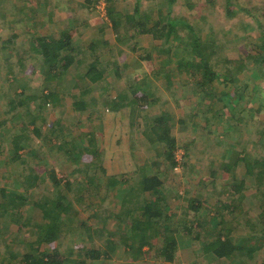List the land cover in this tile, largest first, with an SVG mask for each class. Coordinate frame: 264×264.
<instances>
[{
	"label": "rangeland",
	"instance_id": "rangeland-1",
	"mask_svg": "<svg viewBox=\"0 0 264 264\" xmlns=\"http://www.w3.org/2000/svg\"><path fill=\"white\" fill-rule=\"evenodd\" d=\"M227 3L231 4L232 12L227 10ZM107 6L106 0H0V191L29 194L32 201L44 196L54 197L59 191L68 196L73 205L69 215L76 220L73 227L78 231L75 234L67 231L54 246L62 254L71 255L74 261L79 259L82 247H91V243H84L88 235L85 232L84 236L80 220L83 224L88 220V227L98 230L101 224L94 215L106 216L107 210L118 213L122 203L121 194L117 192L132 188L130 184L137 187L140 169L146 166V173L162 179L160 196L177 216L180 217L185 208L189 211L188 204L200 195L197 199L203 201V208L198 212L201 220L210 223V219L217 216V220L231 224L226 235L237 242L245 239L251 227L243 221L244 216L222 210L224 217H220L216 212L231 196L225 187L224 172L216 170L217 174L213 175L212 170L215 169L213 164L218 168L217 163L224 160L223 154L234 147L247 148L252 158H264V132L261 133L264 130V78H255L245 71L238 82L239 97L229 95L211 100L199 88L195 89L196 82L179 68L182 41L167 43L165 39L142 35L125 25L117 33ZM116 7L123 16L140 12L139 15H147L153 22L160 18L157 16L159 8L166 19L169 16L184 18L203 36L211 35L218 52L214 59L219 63L244 59L247 52L255 53L254 45L264 36V0H117ZM178 28L185 39L188 31ZM67 31L73 34V43L84 48L81 59L85 62H92L94 53L87 48L95 42L98 44L96 52L101 55V72H107L106 65L113 67L118 63L122 70L119 68V74L111 72L106 76L103 85H109L107 89L97 85L90 87L88 80L80 76L73 78L72 74L59 84V80L54 85L45 82L41 58L30 50L32 43L39 37L58 39ZM97 40L106 45L100 46ZM162 48H171L172 53H162ZM148 56L152 59L148 60ZM185 58L193 61L191 54H185ZM235 64L230 68L235 69ZM246 64L250 65L251 60ZM82 70L85 72L87 68ZM216 71L223 72V65L219 64ZM163 73L170 74L173 84H168ZM195 79L198 81L200 77ZM246 80L251 83L250 87L257 86L248 97ZM58 86L62 100L56 106L36 108L43 102V95L54 91V87L57 91ZM216 87L219 92L227 89L229 94L233 89V86L228 89L218 84ZM132 88L145 96L149 92L146 100H140L138 109L126 105L129 99L116 110L105 105L116 99L122 89L129 95ZM30 97H34L36 104L29 103ZM76 100L88 103L85 111L74 110L72 104ZM92 101L95 103H90ZM223 105L228 106L229 113L218 117L216 113ZM143 106L146 107L140 111ZM29 111L39 118L34 119ZM161 117L170 118L169 134L176 141L174 158L178 166H173L172 160L167 161V155L158 156L159 145H152L145 136V129ZM60 121L64 124L63 130L57 127ZM18 137H21L19 152L14 150ZM91 144L95 145L92 149L97 150V157L87 151ZM236 168L233 173L236 178L246 179L245 168L242 165ZM247 180L243 208L256 218L262 202L256 198L254 179ZM55 182H60L56 188ZM66 182L71 184V189H66ZM147 197L153 199L154 196L147 194ZM92 204L94 209L88 210ZM22 211L31 228L41 222L40 210L27 205ZM189 212L188 219L192 220L194 213ZM116 225L114 223L112 228ZM0 226V257L7 259V264H17L27 248L24 236L3 216H0ZM117 232L122 235L124 231ZM218 232H201L198 240L191 234L179 232L174 263H166L158 257L163 240L157 246L145 247L142 255L133 257L125 251L116 233L118 248L112 259L97 264H208L202 249ZM27 238L34 240L31 235ZM109 238L108 234L96 235L93 245L103 249ZM3 242H13V256ZM15 256L19 258L17 263L10 262ZM257 261H264V251L251 262ZM220 263L226 264L227 260Z\"/></svg>",
	"mask_w": 264,
	"mask_h": 264
},
{
	"label": "trees",
	"instance_id": "trees-1",
	"mask_svg": "<svg viewBox=\"0 0 264 264\" xmlns=\"http://www.w3.org/2000/svg\"><path fill=\"white\" fill-rule=\"evenodd\" d=\"M137 1L139 2L140 0ZM106 2L108 4V16L113 29L117 33H119V29L125 25L128 28L136 29L135 31H138L142 35L149 34L157 40L165 39L167 43L176 40L182 41L183 51L180 54L181 60L178 63L179 68L181 70L183 69L188 76L192 77L196 82V84H194L195 89L199 88L202 94L211 100H221V98H227L229 95L232 98L239 97L240 88L238 82L240 80V75L245 71L255 76V78H264V36L259 39V43L254 45L255 48L253 51H255V53L250 55L247 52L248 55H245L244 59L239 57L233 61L219 63L214 59L218 52L216 51L217 47L215 42L211 40V35L207 34V36H203L195 26L191 25L184 18L172 19L171 16H169L168 19H166V17L163 16V10L160 8L157 12V16L160 18L156 22H153L147 15H139L140 12L137 15L126 14L123 16L118 12L119 10H117V0H106ZM171 3L172 2L169 4ZM227 4V10L232 12L231 4ZM178 27L188 31L185 39L179 33L180 30ZM127 30L128 29L125 31ZM125 31L124 33H126ZM97 42L100 43V46L106 45L100 40H97ZM97 45L98 44H95V42H92L89 48H87L89 52L92 54L94 53L92 56L93 60L90 63L81 59V56L84 57V48L82 46L78 47V45L73 43V34H71L70 31L62 32L58 39H55L53 36L39 37L32 43L30 50L41 58L46 83L54 85L56 80H59V84L64 77L68 76V74H72L73 78H78V76H80L82 80H88V85L90 87L97 85L107 89L109 85H103V82L107 80L106 76L111 72L119 74L120 66L118 63L114 64L113 67L106 65V68H108L107 72H101L99 68L102 66L100 60L101 55L100 52L98 54L96 52ZM161 52L170 55L172 49L162 48ZM185 54H191L193 61L186 60ZM150 57L151 56H148V60L152 59ZM248 60H251L250 65L246 64ZM233 63H236L235 69L230 68ZM110 64L112 63L110 62ZM219 64L223 65V72L216 71V67L219 66ZM84 67L87 68L85 72L82 70ZM120 70L122 69L120 68ZM164 75L168 84H173L170 79V74L166 73ZM145 76L144 78H147V75ZM197 76L200 77L198 81L195 79ZM139 81L140 79H138V82ZM144 83L146 82L144 81ZM217 84L227 87L228 89L233 86V89L230 90L231 94L227 92V89L221 92L216 90ZM250 85L251 83L246 80L245 87L246 93L248 94H246L247 97L257 88V86L252 88ZM58 87L57 91H55L54 87V91L46 95L44 94L42 97L43 102L38 104L36 108L39 107L44 109L49 105L56 106L57 103L62 100L59 91L60 86ZM121 91L122 92L116 96V99L107 101L105 105L112 110H116L125 100L129 99L126 105H131L138 109L140 100H146L149 94L148 92L147 96H145V94L142 95L136 88H132L129 95L125 92V89ZM131 95L134 97H131ZM28 99L30 104H36L34 97ZM90 103H95V101ZM233 103L235 102L233 101ZM72 105L74 110L83 112L88 103L82 100H76ZM145 107H141L140 111H143ZM211 110L212 109H208V111ZM228 113V106L223 105L222 110L218 111L216 114L218 117H221ZM29 114H31L34 119L39 118L38 116H34L33 112L29 111ZM168 119L170 118L161 117L155 119L153 125H151V127L148 126L144 133L152 145H159L157 148L158 156H161V154L167 155V161L172 160L173 166H178L179 162H176L174 158V152L177 149L176 141L169 134L171 123ZM57 127H62L61 129L63 130L64 124L60 121L57 123ZM263 132L264 130L261 133ZM40 135L41 134H38V136ZM20 139L21 137H18L14 141V150L17 152L21 149ZM93 147L95 148V145L91 144V149H87V151L92 156H95L97 150H93ZM223 159L224 160H222L220 164L219 162L217 163V166H219L218 168L213 164V168L215 169L212 170V172H214L212 174H217L215 173L216 170L222 173L224 172V179L227 180L225 187L229 191L231 198L225 203V206L219 207L216 212L220 217H224L222 210H225L227 214H237L241 218L243 216L246 218L243 221L246 222L248 227H251V232L241 241L237 242L232 237L226 235V229L230 227V223L224 220H217V216H213L210 219V223L198 217V212L203 208V201L197 199L200 195H198V197H193L195 201L190 202L187 207L189 211H193L194 213V218L192 220L188 219L190 217V212L186 208L181 211L180 217L177 216L172 207L160 196V191L163 188L162 179L156 176V174L149 175L146 173L145 171L148 168V166H146L140 169L141 173L137 180L138 182L136 181L137 187L136 185L133 186L130 184L129 187L132 186V188H128L127 191L117 192L121 194L122 203L118 213H112L107 210L106 216L94 215L96 221L98 220L97 222L101 224L98 230L93 226L88 227V220H84V224L83 220H80L81 226H84V236L85 232L88 235H86L87 239L84 238V243H86V245L87 243H91L90 248L84 246L78 252V258L81 259L80 261L79 259L74 261L71 255L62 254L58 247L54 246L60 237L67 231L68 233L71 232L74 234L78 231L77 228L73 227L74 223L76 224V220L74 221L69 215L73 209V205L68 196L63 195L59 191L54 197L44 196L39 201H32L29 194L23 196L16 192H11L10 190L0 191V216L10 219V223L17 226L16 232L24 236L23 243L27 244L26 251L19 257L21 258L20 262L17 263L19 258H16V256L10 258V262L15 260L17 264H97L112 259L114 251L118 248L115 242L117 233L121 245H123L125 251L133 257L135 255H142V251L145 247L157 246L160 240H163L158 257L162 258L166 263H174L179 247L176 235L179 232L191 234V236L198 240L201 232L205 233L210 231L212 233L219 231L214 240L205 243L203 246L202 255H204L208 264H221L220 262L222 260H227L226 264H253L251 261H255V259L262 254V251H264V158H252L247 148L239 149L234 147L223 154ZM217 161L218 160L211 162L214 163ZM239 165H242L246 170V179L240 181L236 178V175L233 174L237 171L236 167ZM247 179H254L256 198L260 199L262 202V206L260 207L261 212L256 218H252L243 208L248 187ZM213 182L215 183V181ZM32 184L34 185L35 182ZM111 184L115 185L116 183L112 182ZM59 185L60 182H55L54 187L56 188ZM64 186L66 189L72 188L71 184L67 182ZM96 188L99 189L100 187L96 186ZM147 194L154 196L153 199H149ZM27 205H30L31 208L35 210L41 211V222H37L35 228H31V226L27 224L28 218L22 211V208ZM93 206L94 204L89 206L88 210L94 209ZM211 211L212 209L210 207L209 213H211ZM252 221H254V223ZM112 223L117 224L114 229L112 228ZM1 228L0 226V233L2 232ZM29 229L31 231L28 232ZM118 230L124 231L122 235L117 232ZM105 234H108L110 238L106 240L103 249L93 245V243H95L94 236ZM27 235H31L34 240H28ZM6 243L3 242V246L11 250L10 256H13V242ZM46 247H50L51 249ZM82 253H84V255H81ZM7 262V259L0 257V264H7ZM254 264H264V261L261 263L257 261Z\"/></svg>",
	"mask_w": 264,
	"mask_h": 264
},
{
	"label": "crops",
	"instance_id": "crops-1",
	"mask_svg": "<svg viewBox=\"0 0 264 264\" xmlns=\"http://www.w3.org/2000/svg\"><path fill=\"white\" fill-rule=\"evenodd\" d=\"M119 84H122V82H120V81H117ZM121 111V110H120Z\"/></svg>",
	"mask_w": 264,
	"mask_h": 264
}]
</instances>
